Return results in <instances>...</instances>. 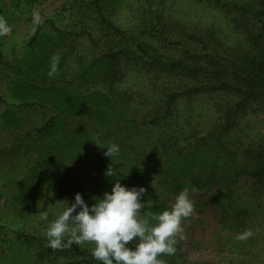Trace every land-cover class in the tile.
Instances as JSON below:
<instances>
[{"label":"rangeland","instance_id":"obj_1","mask_svg":"<svg viewBox=\"0 0 264 264\" xmlns=\"http://www.w3.org/2000/svg\"><path fill=\"white\" fill-rule=\"evenodd\" d=\"M126 1L131 4H124ZM150 1L152 2L102 0L101 3L108 21L115 22L128 36L146 38L148 47L156 50L163 58H185L189 56L183 51L186 47H191L190 55L197 52L200 45L193 46L194 39H190L193 35L186 37L188 34L184 31L196 26H215L225 43H239V46L247 47L245 37L231 26V21L221 7L197 0H153L161 2L153 4L150 11L155 13L159 10L163 17L152 20L154 27L150 32L156 31L157 34H147L146 37L145 32L149 30L139 13ZM34 10L42 18L38 26H34L32 22ZM0 17L5 18L11 27V32L0 36V48L6 62L5 66L0 64V264H99L83 253L52 249L38 241L35 235L47 236L50 222L58 216L67 202H73L77 188L73 186L74 176L71 171L68 172L69 168H73V172L84 173L89 181L94 179L95 174L101 177L99 187L106 189L102 191L103 194L110 192L114 180L119 179L105 174L109 165L112 168L114 165L104 160L106 149L103 147L99 160L85 151L76 156L67 155L61 165H58L60 163L57 158L66 154L67 147H56V143L50 142L49 138L54 137L55 133L40 134L34 127L41 126L55 112L65 111L67 115L69 111L73 118L67 120L64 116L56 119L55 128L66 127L71 136L79 133L80 140L77 141L86 140L87 136L89 139L104 135L108 137L106 126L111 119H107L103 110L96 114L97 120L101 121L96 130L91 123L76 115L87 105L97 103L96 106L101 108L102 105L105 106L104 103L101 105V100L88 97L90 90L105 88L104 64L111 66L110 74H118L119 70H124L130 81L134 80L137 67L131 66L122 57L111 63L103 57L107 49L117 47V37L114 33L111 34L109 27L100 23L91 0H0ZM215 39L219 41V38ZM207 44L209 53L212 44ZM238 50L245 51L241 46ZM55 53L60 55L58 72L50 77V59ZM89 81H95L94 85H86ZM143 85L140 89L145 91L147 84ZM133 97L140 99L137 93ZM28 101L44 103L48 109L24 106L23 103ZM178 107L184 117L191 116L190 123L184 122L188 132H191L192 127L199 126L202 129L209 125L211 114L207 112L209 106L205 101L197 99L190 108L182 100ZM168 123L175 125L178 122L171 117ZM164 126L166 125L162 122H152L147 127L140 126L136 136L132 135L133 132H125L127 138L122 141V145H126L127 150L120 148L118 154L121 160L130 155L134 157L137 178L129 179L128 182L133 181L129 187L145 188L142 199L150 203L143 210L144 214L170 208L181 190L175 189V193H172L167 186L169 173L179 163H176V158L165 160L144 147L143 141L146 138L159 139L162 144L160 131ZM34 142H37L36 149L40 150L39 153L36 151L34 154L33 147L29 148ZM48 145L51 147L48 151L53 160L49 156L45 158L40 155ZM26 149L28 151L25 153ZM132 149L136 154H130ZM173 151L179 152L176 147ZM42 158L47 160L39 161ZM60 166L66 170L65 173L61 172ZM186 187L195 206L193 215L182 221V233L178 242L182 256L173 254L163 255L162 258L167 264H188L194 260L227 264L228 253L216 248L213 236L220 225V212L216 211L213 203L198 206L206 201L208 194L205 190H198L193 185ZM211 187L210 194H218L217 185ZM193 188L195 191H192ZM256 188L257 186L253 189ZM19 230L34 237L16 238L15 232ZM79 245L90 251L94 247L91 242Z\"/></svg>","mask_w":264,"mask_h":264},{"label":"trees","instance_id":"obj_2","mask_svg":"<svg viewBox=\"0 0 264 264\" xmlns=\"http://www.w3.org/2000/svg\"><path fill=\"white\" fill-rule=\"evenodd\" d=\"M101 1L91 0V4L98 12L100 23L109 27L111 34L114 33L117 37V47L107 49L103 57L110 63L122 57L131 66L137 67L134 80L130 81L124 70H119L118 74H110L111 66L104 64L105 88L90 90L88 97L101 100V105L104 103L105 106L102 105L101 108L96 106L97 103L87 105L76 115L91 123L96 130L101 122L97 120L96 114L103 110L107 119H111L106 126L108 137L104 135L89 139L87 136L86 140L77 141L80 140L79 133L71 136L66 127L55 128L56 119L64 116L67 120L73 118L69 111L67 115L65 111L49 115L34 130L40 134L55 133L54 137H50L51 133L48 135L50 142L56 143V147H67L66 154L57 158L60 163L58 165H61L67 155L76 156L85 151L99 160L102 147L97 144L114 142L121 144L120 148L126 151V145H122V141L127 138L125 132H133L132 135L136 136L140 126L147 127L152 122L164 123L166 126L160 131L162 144L159 139L151 138H146L143 142L150 153L159 154L165 160L176 158V163L179 162L176 169L169 173V191L175 193V189L190 185L198 190H205L208 194L206 201L198 206L213 203L216 211L220 212V225L213 236L216 248L228 253L227 264H264V0H197L221 7L231 21V26L245 37L247 47L240 45L245 51H239V43H225L215 26H196L184 31L188 34L186 37L193 35L190 39H194L193 46L200 45L199 49L190 55L191 47L184 48V53L189 55L185 58H163L156 50L148 47L146 38L124 34L115 22L106 19ZM160 2L150 1L139 13L149 30L145 32L146 37L147 34H157L156 31L150 32L154 27L152 20H159L163 14L159 10L153 13L150 8ZM124 4L131 2L126 1ZM215 38H219V41ZM207 42L212 44L209 53ZM0 64L6 65L1 48ZM93 83L95 81H89L86 85L91 86ZM144 83L147 84L145 91L140 89ZM152 92L157 94L153 95ZM134 93L139 94L140 99L134 98ZM197 99L208 104L207 112L211 114V121L202 129L195 126L188 132L185 123L191 122V116L184 117L178 104L185 100L187 106L192 108ZM23 105L48 109L38 101L24 102ZM171 117L178 123H168ZM36 144L34 142L29 145V148L33 147L34 154L40 151L36 149ZM174 147L179 152L173 151ZM48 148L51 147L46 146V150L40 155L45 158L49 156L53 160ZM27 151L24 150L25 153ZM130 154L136 153L132 149ZM103 157L114 165L113 175L120 179V183L129 187L133 183H129V179L137 178L133 156L130 155L125 160H121L118 155ZM45 158L39 161L47 160ZM60 170L63 173L66 171L62 166ZM69 171L74 176L73 186H76L86 203H94L95 197L102 196V191L106 190L100 189L102 178L96 174L89 181L84 173L73 172V168H69ZM211 185H217L218 194H210ZM255 186L257 188L253 189ZM15 233L16 238L34 237L20 230ZM35 236L38 241L49 246L48 236ZM134 243L130 242L129 246H134ZM176 247L175 255L182 256L180 243ZM58 250L83 253L95 261L90 249L79 244ZM188 264L218 263L194 260Z\"/></svg>","mask_w":264,"mask_h":264},{"label":"clouds","instance_id":"obj_3","mask_svg":"<svg viewBox=\"0 0 264 264\" xmlns=\"http://www.w3.org/2000/svg\"><path fill=\"white\" fill-rule=\"evenodd\" d=\"M32 15L34 26H38L42 20L40 13L34 10ZM9 32L11 27L7 20L0 17V36ZM59 61V53L53 54L50 77L57 74ZM97 145L105 148L104 154L110 158L119 154L117 143ZM105 174L113 176L110 165ZM144 192L143 186L128 187L117 179L110 192L95 197L91 204L85 202L80 192L74 193L73 202H67L48 226L49 247L59 249L91 242L94 245L91 255L99 264H167L162 255L176 253L182 221L193 215L194 201L185 187L176 194L170 208L144 214L143 210L150 203L142 199ZM130 242H135L134 246L130 247Z\"/></svg>","mask_w":264,"mask_h":264}]
</instances>
